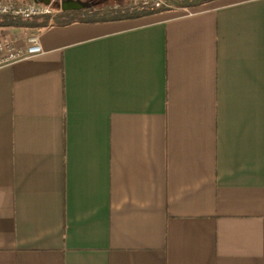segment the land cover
I'll list each match as a JSON object with an SVG mask.
<instances>
[{"label": "crops", "instance_id": "crops-1", "mask_svg": "<svg viewBox=\"0 0 264 264\" xmlns=\"http://www.w3.org/2000/svg\"><path fill=\"white\" fill-rule=\"evenodd\" d=\"M31 32L0 65V264H264V0L0 25Z\"/></svg>", "mask_w": 264, "mask_h": 264}, {"label": "trees", "instance_id": "trees-1", "mask_svg": "<svg viewBox=\"0 0 264 264\" xmlns=\"http://www.w3.org/2000/svg\"><path fill=\"white\" fill-rule=\"evenodd\" d=\"M210 0H171L173 6L187 7L195 6ZM158 9H150L141 2H133L129 0H83V5L79 8L58 10L56 14L38 16L33 23L37 26H45L48 24H67L74 21H102L122 19L126 17H134L151 12ZM25 22L10 17H0V25L19 26Z\"/></svg>", "mask_w": 264, "mask_h": 264}, {"label": "built area", "instance_id": "built-area-1", "mask_svg": "<svg viewBox=\"0 0 264 264\" xmlns=\"http://www.w3.org/2000/svg\"><path fill=\"white\" fill-rule=\"evenodd\" d=\"M60 3L62 0H50L49 3H43L35 0L28 2H16L13 0H0V17L6 16L13 19L27 20L33 17L51 15L53 13L54 2ZM133 2H141L150 9L163 8H185L173 6L171 0H129ZM42 52V47L39 41L38 34L35 32L29 33L24 37L22 44H18L16 39L0 38V65L29 58Z\"/></svg>", "mask_w": 264, "mask_h": 264}, {"label": "water", "instance_id": "water-1", "mask_svg": "<svg viewBox=\"0 0 264 264\" xmlns=\"http://www.w3.org/2000/svg\"><path fill=\"white\" fill-rule=\"evenodd\" d=\"M35 1L43 2L46 4L50 2V0H35ZM82 5H83V2L81 4V2L78 0H68V1L62 0L60 3V8L61 10L72 9V8H79Z\"/></svg>", "mask_w": 264, "mask_h": 264}, {"label": "rangeland", "instance_id": "rangeland-1", "mask_svg": "<svg viewBox=\"0 0 264 264\" xmlns=\"http://www.w3.org/2000/svg\"><path fill=\"white\" fill-rule=\"evenodd\" d=\"M65 1H68V0H65ZM78 1H80L81 2V4H82V2H83V0H78ZM54 3V10H53V13L51 14V16L53 15V14H56V12H58V3H57V1H53ZM38 19V17H33V18H31V19H27V20H23L25 23H32V22H34V21H36Z\"/></svg>", "mask_w": 264, "mask_h": 264}]
</instances>
